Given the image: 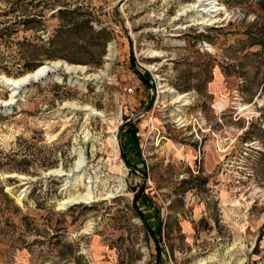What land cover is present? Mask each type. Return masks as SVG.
<instances>
[{"label":"rangeland","instance_id":"1","mask_svg":"<svg viewBox=\"0 0 264 264\" xmlns=\"http://www.w3.org/2000/svg\"><path fill=\"white\" fill-rule=\"evenodd\" d=\"M56 63L0 82V264H264V0H0V81Z\"/></svg>","mask_w":264,"mask_h":264},{"label":"bare ground","instance_id":"2","mask_svg":"<svg viewBox=\"0 0 264 264\" xmlns=\"http://www.w3.org/2000/svg\"><path fill=\"white\" fill-rule=\"evenodd\" d=\"M210 5L211 4H209V6ZM193 8H196V7L195 6H192V9ZM214 8L215 7L212 6L211 9H209V10H206L205 9L203 11H206V13L207 12L215 13L214 11H212ZM184 14H186V11L185 10L179 16H183ZM48 65L53 67V70H51L52 71L51 72L52 74L55 73L56 69L59 68V67H61L62 69H64V71H68L70 73L78 72V71H84V69H82L80 67L71 66V65H68L66 63H56L55 65L54 64H51V65L48 64ZM46 67H47V65L42 66V67L38 68L36 71H34V72H32V73H30V74H28V75H26V76H24V77H22L20 79H15L14 80V79L3 78V80H1L0 82L2 84H4L8 89H10V91H11V96H10L11 99H10V101H12L14 99V96H15V93L17 92V90H19V91L22 90L30 82H36L38 80L40 81V79H42V78H47L50 75V72L49 71L48 72H45L46 71ZM56 78L58 80H61V78L59 76H56ZM171 93H172V96H173V99H174V102L175 103H180L183 107L190 104V98L188 97V95H180V94H177L176 92H173V91ZM182 106H180V107H182ZM84 165H85V158L83 157L82 153H80L78 155V160H77V162L75 164V168L72 171L73 174L71 176H73L77 172L82 171ZM50 174L52 176L53 175H56V176H63L64 175L62 172H59V171L52 172ZM83 198L85 200H91L92 194H91L90 190H88V193ZM75 200L74 199L73 200H67L62 205L66 207V206H69V205H71L73 203L78 202V201H75ZM80 200H79V202H80Z\"/></svg>","mask_w":264,"mask_h":264},{"label":"trees","instance_id":"3","mask_svg":"<svg viewBox=\"0 0 264 264\" xmlns=\"http://www.w3.org/2000/svg\"><path fill=\"white\" fill-rule=\"evenodd\" d=\"M139 79L144 83V84H147V85H149L150 86V80H148L147 78H145V77H143V76H139ZM150 87H154V85H151ZM131 121L132 120H128V121H125L124 123H123V125L124 126H122L121 128L122 129H124L126 126L128 127L129 126V124L131 123ZM127 133V136L128 137H130V145L131 146H135L136 145V147H138V145H139V142H138V138H137V136H136V133H137V130H136V128L134 127V128H131V127H128L126 130H125ZM127 137V138H128ZM126 160V159H125ZM127 163H129V162H127ZM129 165H131V164H129ZM132 166V165H131ZM130 166V167H131ZM132 167H134V166H132ZM155 237V236H154Z\"/></svg>","mask_w":264,"mask_h":264},{"label":"water","instance_id":"4","mask_svg":"<svg viewBox=\"0 0 264 264\" xmlns=\"http://www.w3.org/2000/svg\"><path fill=\"white\" fill-rule=\"evenodd\" d=\"M51 65V64H50ZM51 70H53V67L52 66H49V65H47V67H46V71L45 72H52ZM65 73H67V74H69L70 72H68V71H65ZM75 80V78L73 77V76H71V77H69L68 78V82H72V81H74ZM17 91H19V90H17ZM51 175V174H50ZM29 187V186H28Z\"/></svg>","mask_w":264,"mask_h":264}]
</instances>
